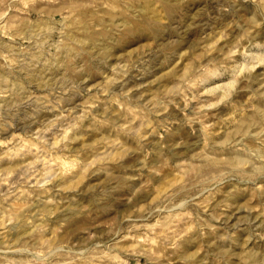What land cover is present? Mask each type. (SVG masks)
Masks as SVG:
<instances>
[{"label":"rangeland","instance_id":"rangeland-1","mask_svg":"<svg viewBox=\"0 0 264 264\" xmlns=\"http://www.w3.org/2000/svg\"><path fill=\"white\" fill-rule=\"evenodd\" d=\"M0 264H264V0H0Z\"/></svg>","mask_w":264,"mask_h":264}]
</instances>
